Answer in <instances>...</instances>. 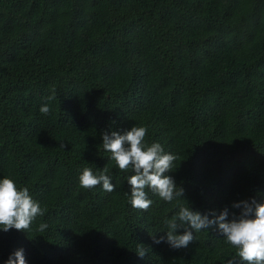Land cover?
Listing matches in <instances>:
<instances>
[{
	"label": "trees",
	"instance_id": "1",
	"mask_svg": "<svg viewBox=\"0 0 264 264\" xmlns=\"http://www.w3.org/2000/svg\"><path fill=\"white\" fill-rule=\"evenodd\" d=\"M133 125L176 156L165 175L183 197L148 190L147 211L130 205L133 173L102 133ZM105 166L114 191L79 187ZM6 176L46 211L27 232L0 229V264L17 249L27 264H246L218 227L179 249L150 234L165 235L178 203L229 220L235 203H264V0H0Z\"/></svg>",
	"mask_w": 264,
	"mask_h": 264
},
{
	"label": "clouds",
	"instance_id": "2",
	"mask_svg": "<svg viewBox=\"0 0 264 264\" xmlns=\"http://www.w3.org/2000/svg\"><path fill=\"white\" fill-rule=\"evenodd\" d=\"M55 90H53L54 93ZM54 95L48 97L51 101ZM51 109L47 103L40 107V112L48 115ZM147 127L132 126L123 134L117 131L102 133L103 149L110 153V159L122 172H132L127 182L131 186L129 203L136 210L147 211L153 201L149 199L148 190L165 202H172L177 197H183V189L178 187L172 176L165 173L173 170L176 156L166 153L158 142L148 144L145 141ZM108 167L98 174L91 168H84L79 175V187L92 189L102 185L105 192L114 191ZM240 208L238 216L233 214L228 219L229 212L225 208L219 215L214 212L211 218L208 214L193 211L188 204L177 205V210L170 219H165L167 228L165 235L156 237L150 234L155 243L167 242L172 248H187L195 239L194 232L218 227L225 242L236 250V257L246 264H264V203L254 199L240 201L233 205ZM45 209L33 199L27 187L18 188L12 178L0 179V229L7 232L11 229L29 231L37 216H43ZM46 223H40L37 231L43 233ZM178 229H183L178 234ZM140 258L147 255L148 249L141 244L135 250ZM5 264H27L23 249H17L11 254ZM228 264H233L229 260Z\"/></svg>",
	"mask_w": 264,
	"mask_h": 264
}]
</instances>
